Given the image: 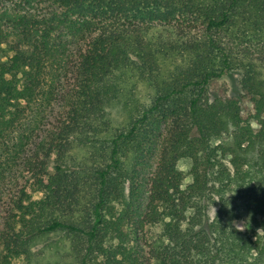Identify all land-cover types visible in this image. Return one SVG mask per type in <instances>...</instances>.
Returning a JSON list of instances; mask_svg holds the SVG:
<instances>
[{
    "label": "trees",
    "instance_id": "trees-1",
    "mask_svg": "<svg viewBox=\"0 0 264 264\" xmlns=\"http://www.w3.org/2000/svg\"><path fill=\"white\" fill-rule=\"evenodd\" d=\"M49 1L0 54V148L51 95L53 35L82 45L52 122L14 137L0 264H264V0Z\"/></svg>",
    "mask_w": 264,
    "mask_h": 264
},
{
    "label": "rangeland",
    "instance_id": "rangeland-1",
    "mask_svg": "<svg viewBox=\"0 0 264 264\" xmlns=\"http://www.w3.org/2000/svg\"><path fill=\"white\" fill-rule=\"evenodd\" d=\"M6 14L7 17L0 19V54L8 53V45L16 40L15 23L12 21L14 17L25 16L31 19L33 23L48 22L51 19L59 16L60 10L53 5L49 0H0V15ZM58 32L53 35L52 38V52L53 57L48 60L47 69L49 76L52 75L53 82L51 83V95L46 96L43 99L39 98L36 106L33 108V112L30 111L22 123V127L18 132L23 147L22 152L29 149V146L35 140V129L48 125L52 122L53 116L59 111V105L61 102L58 100V95L62 94L71 83V76L74 70L75 62L77 60V54L82 41L70 37L66 31H62L58 36ZM51 74V75H50ZM238 78V75L234 74L231 77L226 76L223 79L231 84L233 79ZM43 104V105H42ZM114 116L120 119L119 112H113ZM17 134L12 136V140L7 141L3 147V152L0 153V223L2 222L5 213L7 211V205L10 198L16 192V189L22 184L23 176H21L19 167V158L15 154V151L21 149L15 147L17 140L14 137H18ZM17 149V150H16ZM157 144L151 146L147 152L146 164L144 167V176L149 177L153 167L156 163V150ZM0 150V151H2ZM11 154L10 155H7ZM18 158V159H17ZM53 156L48 160L47 172L52 174ZM213 210H211V213Z\"/></svg>",
    "mask_w": 264,
    "mask_h": 264
}]
</instances>
